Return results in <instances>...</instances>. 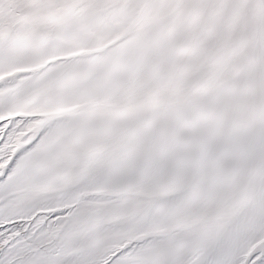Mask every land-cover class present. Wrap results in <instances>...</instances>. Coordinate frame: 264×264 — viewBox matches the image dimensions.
<instances>
[{
	"label": "snow or ice",
	"instance_id": "obj_1",
	"mask_svg": "<svg viewBox=\"0 0 264 264\" xmlns=\"http://www.w3.org/2000/svg\"><path fill=\"white\" fill-rule=\"evenodd\" d=\"M0 264H264V0H0Z\"/></svg>",
	"mask_w": 264,
	"mask_h": 264
}]
</instances>
